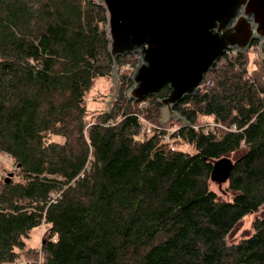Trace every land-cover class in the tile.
I'll use <instances>...</instances> for the list:
<instances>
[{"label":"trees","instance_id":"obj_1","mask_svg":"<svg viewBox=\"0 0 264 264\" xmlns=\"http://www.w3.org/2000/svg\"><path fill=\"white\" fill-rule=\"evenodd\" d=\"M109 43L97 0H0V151L20 176H0V264H21L42 225L43 260L29 251L24 264H264V217L249 237L227 241L264 206V61L250 73L245 54L226 52L204 87L175 104L192 125L240 131L171 123L165 141L169 84L127 96L138 54L117 57L131 72L111 110L89 123L87 95L115 64ZM139 116L158 131L142 136ZM180 140L195 152L173 147ZM233 154L224 200L211 188L213 161Z\"/></svg>","mask_w":264,"mask_h":264},{"label":"water","instance_id":"obj_2","mask_svg":"<svg viewBox=\"0 0 264 264\" xmlns=\"http://www.w3.org/2000/svg\"><path fill=\"white\" fill-rule=\"evenodd\" d=\"M108 17L109 50L117 57L138 54L130 99L143 100L169 84L160 99L162 123L191 125L175 109L185 95L196 94L207 74L227 52L247 51L259 41L264 54V0H97ZM235 161L224 156L213 161L211 182L219 188L229 182ZM14 173L6 177L10 182Z\"/></svg>","mask_w":264,"mask_h":264},{"label":"rangeland","instance_id":"obj_3","mask_svg":"<svg viewBox=\"0 0 264 264\" xmlns=\"http://www.w3.org/2000/svg\"><path fill=\"white\" fill-rule=\"evenodd\" d=\"M233 54V53H232ZM239 54H245L247 56L248 60V69L249 72L252 73L254 70L257 69L258 65L264 61V54L260 53V48L258 46H253L249 48L247 51ZM238 54V55H239ZM233 56V55H231ZM132 65V63H129ZM119 71L117 73V79H118V89H116L115 84V71L113 70L110 75L103 77L96 81L94 88L89 92L87 95L86 101L88 106V120L90 122H94L98 116L99 113L103 111H110L111 106L118 97L120 93V85H121V79L124 75L130 74L131 72V66H122L119 65ZM135 71V69H134ZM133 71V73H134ZM202 122L208 123L205 125H208L209 123H212V119H201ZM206 120V121H205ZM182 123L183 121L178 120H170L169 122L165 123L168 128H174L177 124L176 123ZM176 124V125H171ZM184 123V122H183ZM203 124V123H202ZM178 126V125H177ZM54 139H57L58 141H63L60 137H54ZM173 147L181 149L183 151L187 152H195V147L192 144L185 143L184 141H177L173 143ZM231 158L232 160H235V156L230 155L227 156ZM14 167H10L9 163H3L0 165V176H8L9 173L13 172L14 176L12 177L13 181H17L20 179V176L15 173L13 170ZM211 188L218 194V196L224 200L232 199L233 193L228 190V183L224 184L222 188H219L218 184L211 182ZM264 217V206L260 208L259 211L250 213L246 215L240 223L235 227L233 232L228 236L227 241L229 244H235L241 241L244 238L249 237L254 233V222L258 218ZM48 225H42L40 227L34 228L31 233L30 237L26 239V250L22 253L20 262L21 264H24L25 262L29 261V258L27 256V252L33 251L37 252L39 255L37 257V261L41 262L43 260L42 253H41V244L42 240H47L50 237V232L48 230Z\"/></svg>","mask_w":264,"mask_h":264},{"label":"built area","instance_id":"obj_4","mask_svg":"<svg viewBox=\"0 0 264 264\" xmlns=\"http://www.w3.org/2000/svg\"><path fill=\"white\" fill-rule=\"evenodd\" d=\"M227 54L237 56L239 53H238V51L236 49H234V50H227ZM138 63H137V65H138ZM136 67H135V69H136ZM203 87H204V82L200 85V90ZM144 105L147 106L148 102H145ZM139 121L141 122V132H140V134L142 136L151 135L155 131H158V129L160 128L159 126H157L156 124H154L153 122H151L150 120H148L147 118H145L143 116H139ZM190 126H192L197 131L201 130V128H202L199 125H192L191 124ZM217 128H222V129H226L228 131H235V132L240 131V129L235 124L231 125L229 127V126L223 125L222 123H218V122L209 123L208 125H205L202 129H203V132L205 134H209L210 132H216ZM174 131H175V128L169 129L168 130V134H166L164 136V140L165 141H170L171 139H170V135L169 134L173 133ZM3 163H9L10 167L11 166L15 167V161H14L13 156L10 153H8V152L0 151V165L3 164Z\"/></svg>","mask_w":264,"mask_h":264},{"label":"flooded vegetation","instance_id":"obj_5","mask_svg":"<svg viewBox=\"0 0 264 264\" xmlns=\"http://www.w3.org/2000/svg\"><path fill=\"white\" fill-rule=\"evenodd\" d=\"M255 41H256V40H255ZM255 41L252 42V45L250 46V48L253 47V44H254Z\"/></svg>","mask_w":264,"mask_h":264}]
</instances>
